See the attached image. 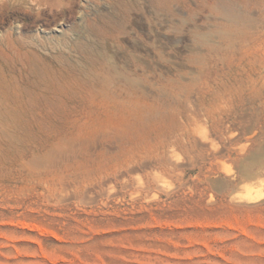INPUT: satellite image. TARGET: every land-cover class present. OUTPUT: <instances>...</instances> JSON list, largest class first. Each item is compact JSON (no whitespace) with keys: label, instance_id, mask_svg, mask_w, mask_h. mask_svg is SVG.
<instances>
[{"label":"rangeland","instance_id":"rangeland-1","mask_svg":"<svg viewBox=\"0 0 264 264\" xmlns=\"http://www.w3.org/2000/svg\"><path fill=\"white\" fill-rule=\"evenodd\" d=\"M0 264H264V0H0Z\"/></svg>","mask_w":264,"mask_h":264}]
</instances>
